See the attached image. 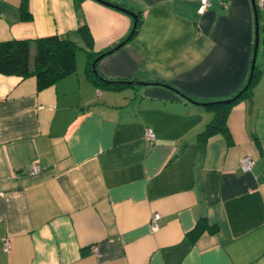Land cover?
<instances>
[{
	"label": "crops",
	"instance_id": "0c3cea01",
	"mask_svg": "<svg viewBox=\"0 0 264 264\" xmlns=\"http://www.w3.org/2000/svg\"><path fill=\"white\" fill-rule=\"evenodd\" d=\"M106 1L140 16L136 33L96 0H0V42L57 35L85 54L86 25L97 56L128 38L97 62L100 82L86 56L41 90L0 74V264H264V9L242 91L251 0H208L201 15L199 0Z\"/></svg>",
	"mask_w": 264,
	"mask_h": 264
},
{
	"label": "trees",
	"instance_id": "16d2710c",
	"mask_svg": "<svg viewBox=\"0 0 264 264\" xmlns=\"http://www.w3.org/2000/svg\"><path fill=\"white\" fill-rule=\"evenodd\" d=\"M255 8L259 18L262 9H259L256 4ZM30 16L31 15L26 7L22 6V19L28 20L30 19ZM140 22L141 18L140 16H137L136 26L131 30V35L137 32ZM77 32L86 47L85 56L87 60L88 75L90 78H94L100 82L101 78L98 76L96 69L94 72L91 69V63L96 56L92 53L93 40L91 34L86 25H81ZM80 49L81 48L71 39L57 35L45 36L34 40L12 39L0 42V74L21 78L34 77L36 79L37 89L41 90L75 71L76 55ZM106 83L109 82L103 81L101 84L103 86V84ZM247 91L248 90L240 94L239 98L245 96ZM215 104L216 103L213 102L206 103L205 105L210 106ZM224 123V108L216 110L214 118L206 125L205 130L200 137L205 139L209 135L218 131Z\"/></svg>",
	"mask_w": 264,
	"mask_h": 264
},
{
	"label": "water",
	"instance_id": "95a60500",
	"mask_svg": "<svg viewBox=\"0 0 264 264\" xmlns=\"http://www.w3.org/2000/svg\"><path fill=\"white\" fill-rule=\"evenodd\" d=\"M98 1L99 3L101 4H104L106 6H109V7H113L121 12H124L126 14H128L132 19H133V25H132V29L136 26V22H137V14H135L134 12H131L130 10H127L121 6H118V5H115V4H112L111 2H108L106 0H96ZM251 4H252V8L254 10V26H255V39H254V46H253V53H252V62H251V72H250V75L248 77V81H247V84L245 85V87L243 88L242 91H244L246 89V87L248 86L250 80H251V75H252V71L255 67V61H256V57H257V53H258V49H259V23H258V15H257V12H256V8H255V1L254 0H251ZM132 32H130L128 38L131 36ZM128 38H126L125 40L121 41L119 44H116L114 47L110 48L109 50H106L104 52H100L101 54H99L96 58H94V60L92 61L91 63V69L92 71L94 72L95 71V67H96V64L97 62L102 59L103 57H105L106 55L116 51L118 48H120L127 40ZM140 83V82H139ZM141 85H146L148 83H140ZM155 84H159V85H162L164 87H167V88H170V86H168L167 84H161V83H155ZM176 94H178L180 96V98H182L183 100L189 102L190 104H194V105H198V106H204L205 103L203 102H198L182 93H180L179 91L177 90H174L172 89ZM241 93V92H240ZM237 97V96H235ZM235 99V98H233ZM233 99H229V100H224V101H218L217 103H223V104H228L230 103Z\"/></svg>",
	"mask_w": 264,
	"mask_h": 264
},
{
	"label": "built area",
	"instance_id": "2783aa9c",
	"mask_svg": "<svg viewBox=\"0 0 264 264\" xmlns=\"http://www.w3.org/2000/svg\"><path fill=\"white\" fill-rule=\"evenodd\" d=\"M256 5L259 9H264V0H258ZM209 6H210V2L208 0H199L198 8H197L198 14L200 15L203 14L208 9ZM144 139L148 144H152L154 142L155 136H154L153 131L150 128H146L144 132ZM239 165L243 172H249L251 171L253 167V162L250 158L243 157L240 159ZM156 220H157V216L156 215L152 216L151 221H150V230L152 231L157 228ZM3 248H4V251L9 252L10 245L8 243V240H4ZM92 251L95 254H98V250L96 247H93Z\"/></svg>",
	"mask_w": 264,
	"mask_h": 264
},
{
	"label": "rangeland",
	"instance_id": "374dc122",
	"mask_svg": "<svg viewBox=\"0 0 264 264\" xmlns=\"http://www.w3.org/2000/svg\"><path fill=\"white\" fill-rule=\"evenodd\" d=\"M76 59H77L78 62L81 61L84 64V62H85V54H84V52L82 50H79L77 52Z\"/></svg>",
	"mask_w": 264,
	"mask_h": 264
}]
</instances>
